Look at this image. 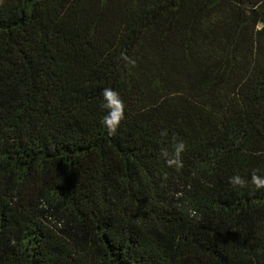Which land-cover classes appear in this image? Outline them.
Listing matches in <instances>:
<instances>
[{
    "label": "trees",
    "instance_id": "16d2710c",
    "mask_svg": "<svg viewBox=\"0 0 264 264\" xmlns=\"http://www.w3.org/2000/svg\"><path fill=\"white\" fill-rule=\"evenodd\" d=\"M254 169L264 0H0V264H264Z\"/></svg>",
    "mask_w": 264,
    "mask_h": 264
},
{
    "label": "clouds",
    "instance_id": "9594fccd",
    "mask_svg": "<svg viewBox=\"0 0 264 264\" xmlns=\"http://www.w3.org/2000/svg\"><path fill=\"white\" fill-rule=\"evenodd\" d=\"M122 57L132 65L135 66V60H131L121 54ZM103 96V108L107 109V115H105L101 121V124L107 129L108 135H114L120 126L121 122L125 119V104L123 99L120 97L117 91L111 88H105L102 92ZM161 137H167V129L161 131ZM186 144L183 140L177 141L173 137L172 148L173 151L170 154L167 149H162V155L166 159V163L169 167L175 166L177 170L183 167V161L181 159V154L186 150ZM259 169H254L251 175V184L254 185L256 190L264 189V176L258 174ZM230 185L234 188H244L248 186V181H246L239 174L234 175L229 180Z\"/></svg>",
    "mask_w": 264,
    "mask_h": 264
}]
</instances>
